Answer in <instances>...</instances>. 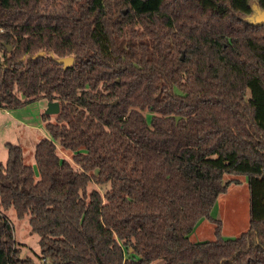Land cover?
I'll return each instance as SVG.
<instances>
[{
	"label": "trees",
	"instance_id": "16d2710c",
	"mask_svg": "<svg viewBox=\"0 0 264 264\" xmlns=\"http://www.w3.org/2000/svg\"><path fill=\"white\" fill-rule=\"evenodd\" d=\"M256 10L264 0H0V109L59 105L53 121L42 114L38 179L5 144L0 264H35L20 256L9 208L29 216L43 264H264ZM68 56L69 67L55 61ZM225 174L249 190V227L227 240L211 216L238 183ZM202 219L215 239L193 243Z\"/></svg>",
	"mask_w": 264,
	"mask_h": 264
},
{
	"label": "rangeland",
	"instance_id": "374dc122",
	"mask_svg": "<svg viewBox=\"0 0 264 264\" xmlns=\"http://www.w3.org/2000/svg\"><path fill=\"white\" fill-rule=\"evenodd\" d=\"M45 110L43 100L33 101L18 109H0V163L4 164L7 160L6 143L19 146L22 151L24 164L33 169L36 179H38V174L35 163V148L39 141L48 138L45 130V121L42 119V114ZM144 115L149 119L150 115L147 112H144ZM54 117L55 115H50V121H53ZM55 146L59 158L69 161L77 169V166L71 160V153L68 150L62 149L58 144H55ZM223 180L238 182L228 185L227 192L222 193L218 197L211 211V216L221 223V238L227 240L238 237L249 227V190L247 188L246 176L225 174ZM107 187V185L98 186L89 183L87 190L103 194ZM4 215L11 223L14 242L16 247L20 249V256L22 258H32L35 264H43L37 258V255L40 253L38 245L39 237L30 230L29 216L25 215L22 218H18L13 208L5 211ZM214 230V224L206 219H202L189 235V239L193 243L213 241L215 239ZM152 264L163 263L155 260Z\"/></svg>",
	"mask_w": 264,
	"mask_h": 264
},
{
	"label": "water",
	"instance_id": "95a60500",
	"mask_svg": "<svg viewBox=\"0 0 264 264\" xmlns=\"http://www.w3.org/2000/svg\"><path fill=\"white\" fill-rule=\"evenodd\" d=\"M256 6L257 5H254L255 9L257 8ZM254 15H255L253 19L254 23L259 26L264 25V10H256ZM42 56H44V52H39L36 55H34L33 58H38ZM55 61L58 64H61L64 68H66V67H69L74 62V58L72 56H68V57H62V58L55 59ZM114 103L112 105H114ZM58 112H59V105L57 102H47L46 110L44 112L46 115H49V116L57 115Z\"/></svg>",
	"mask_w": 264,
	"mask_h": 264
},
{
	"label": "crops",
	"instance_id": "0c3cea01",
	"mask_svg": "<svg viewBox=\"0 0 264 264\" xmlns=\"http://www.w3.org/2000/svg\"><path fill=\"white\" fill-rule=\"evenodd\" d=\"M43 101H44V100H43ZM46 104H47V102H46V101H44L45 108H46Z\"/></svg>",
	"mask_w": 264,
	"mask_h": 264
}]
</instances>
